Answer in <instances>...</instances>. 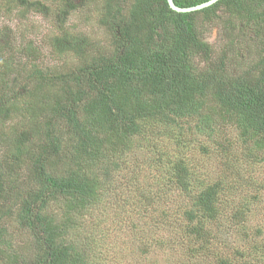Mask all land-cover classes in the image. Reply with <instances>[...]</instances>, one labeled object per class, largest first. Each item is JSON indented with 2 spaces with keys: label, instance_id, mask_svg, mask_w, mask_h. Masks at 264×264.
Returning <instances> with one entry per match:
<instances>
[{
  "label": "trees",
  "instance_id": "16d2710c",
  "mask_svg": "<svg viewBox=\"0 0 264 264\" xmlns=\"http://www.w3.org/2000/svg\"><path fill=\"white\" fill-rule=\"evenodd\" d=\"M93 1L100 8L95 20L108 33L104 44L68 24L78 7ZM174 1L187 7L208 0ZM50 2L56 3L60 32H51L46 45L59 53L71 51L78 65L49 73L39 64L42 52L35 54L34 42L16 47L7 41L10 34L0 33V125L18 117V110L23 118L8 132L0 131V150L5 148L0 212L6 216L16 206L18 223L31 230L34 246L31 252L23 244L16 249L8 228L1 226L0 264H100L105 259L98 254L109 253L105 246L117 250L113 242H102V231L113 223L126 224L124 229L133 233L131 248L142 242L137 249L146 255L156 235L136 220L150 216L152 225L160 226L172 218L170 210L183 208L184 196L191 200L183 215L194 246L172 254L169 237L156 245L167 249L169 264H196L211 234L207 225L220 223L234 197L243 194L240 168L253 171L264 161V43L253 63L234 62L228 50L215 49L203 28L224 8L230 24L243 20L238 32L256 38L263 31L264 0H219L192 12H177L167 0H0V7L16 8L25 19L29 12L52 10ZM226 45H236L235 40L229 38ZM12 71L25 92L10 86ZM220 129L237 130L242 145L230 146L228 134L217 145L209 143ZM198 131L207 133L205 140ZM218 157L221 161L214 163ZM210 158L216 171L237 180L205 188L199 180L194 193L190 178L208 169ZM7 188L20 198L6 201ZM174 195L179 199L170 201ZM52 200L54 210L48 209ZM242 205L248 206L227 210L234 222L228 230L245 224L249 206ZM261 234V227L252 235L246 231L245 248L231 243L214 255L217 264H260L264 243L256 237Z\"/></svg>",
  "mask_w": 264,
  "mask_h": 264
},
{
  "label": "rangeland",
  "instance_id": "374dc122",
  "mask_svg": "<svg viewBox=\"0 0 264 264\" xmlns=\"http://www.w3.org/2000/svg\"><path fill=\"white\" fill-rule=\"evenodd\" d=\"M59 4L60 6H62L64 3L61 2ZM50 7L52 8V10H44L45 13L43 14L39 12H29L25 19H21L16 13V8L7 10L4 6H1L0 33L3 30L7 34H10V37L7 38V41L10 40L13 45H16V47L17 45H27L28 42H34V46L36 47H33L35 48V54L37 53V51L42 52V58L39 61V64H42L47 67V71L49 70V73L55 72V67H60V71H68L71 67L78 65L80 60L79 57L75 56V54H73L71 51L67 53H59L54 50L52 45H46V41L49 38L48 36L51 32H60L58 30L59 28L56 26V3L50 2ZM77 10V12H74L71 14V16H69V26L74 28L75 31L80 32L81 35L89 33L90 35H88L91 37L92 41L100 39V41H102L101 44H104V42H108L109 39L106 29L100 26L95 20V15H97L98 11L100 10L99 5H97V1H93L92 4L88 3L84 7H78ZM223 11L224 8H221V10L217 12V16H213L211 22H209L208 25L203 28V32L206 34V38L211 43L215 44V49L219 50L220 48H225L226 50H228L229 55L230 57H233L232 59L234 60V62L249 61L248 63H253L256 58L259 57L260 54H262L260 52V48H262L261 46H263L264 43V41H262L264 39V24L261 35L256 38H251L249 33L245 35L243 34V32L237 31V29L242 28L243 20L239 19L236 23L234 22V20H232V24H230L226 13ZM231 37L235 40L236 45H226L227 41ZM260 37L262 38V40L258 41ZM255 39L256 41L254 43ZM247 41L252 42L253 45H247ZM97 46L102 47L104 49H108L110 45ZM57 57H59V59H57ZM18 70L20 69L18 68ZM15 71H12L13 74L11 73L7 77L8 82L9 84L11 83L10 86L13 85L18 91L25 92L24 88L20 86L22 83L19 82V78L17 75L18 73ZM2 78H4L3 75ZM1 87L2 84L0 82V88ZM18 113V117L5 121L3 126L0 125V131H4L6 133L11 130V126H13L16 122L21 121L23 119L20 115L21 110H18ZM222 131L223 130L220 129L216 135L214 134L211 136L210 140L207 139L209 140V143L213 141L214 144L217 145L216 142H220L221 140H223V137H226L225 134H228L227 138L228 140H230V146L239 147L240 145H242L241 142L243 143V137L237 130H229L228 133H223ZM206 134L207 133L204 131H198L197 137L205 140ZM168 142L169 137L163 138V142L161 141L164 147L168 146ZM253 147L255 148V145H253ZM248 148L254 151V149L250 145ZM4 150L5 148L2 147V150H0V157H2L1 155ZM256 156L261 157L262 155L257 152ZM206 161L208 162V169L198 171L197 173H194L195 175L193 177L190 178V183H192L193 185L192 190L194 191V193L199 190V180L202 181V188L212 185L214 182H221L222 184L224 183L227 185L228 183L237 180L236 177L230 175L227 172L224 173L220 169L216 171L217 166L215 164H212L213 160L211 158L210 160ZM220 161L221 158L218 157V159L214 160V163H218ZM24 163L25 167L29 165L27 157H25ZM240 169L244 174L242 175L243 178H241L240 180L243 186V194L234 197L236 198V201L232 202L230 206L227 207V210L231 207L230 211L233 212L236 210L237 205L247 203L249 207L242 205V207L240 208L244 209V207H248L245 208V224L240 229H237L236 226V231L228 230V228L233 225L234 222L230 215L232 212H227V210L225 211L220 223L208 224L207 228L211 231V234L208 235L209 238L207 241L203 240L205 242V252H202V254L198 255V261L196 262V264H217V259L216 257H214V255L216 253L228 250L227 247L231 246V243L232 245L235 244V248L237 249L245 248L247 242L243 239V236L246 231L248 232V234L252 235L253 232L256 233L257 229L261 227L262 234L256 237V239L261 244L264 243V161L260 162L258 167L253 171L248 170L246 166H243ZM26 171L27 175H31L30 168ZM21 177L24 179L25 175H22ZM249 182L253 184H250ZM257 185L261 187V189L255 187ZM255 190L259 192L257 200V196L255 195L258 194ZM129 192L130 191L127 190L124 195ZM5 194L6 201H17V198H20L16 196V190L10 188H7L5 190ZM182 198L184 205L183 208L175 210L169 209L170 213H172V218H170L168 222L163 223L160 226L152 225V220L150 216L145 217V220L144 218L136 220V222H139L140 228H142L143 223H147L149 225L148 230L150 229V231L156 235L154 236L153 240H151L152 243L148 242V244L151 245L150 249L152 251L149 253L148 250V254L146 255L140 254V249H137L138 246L142 245V242L136 247L135 250L131 248L132 244L129 242L130 232L128 233L126 229H124L128 228L126 224L118 223V225H115V223H113V226L110 225V229L105 232L102 231V234L104 235L102 242L105 241L104 239H106V241L113 242L112 245H114L117 250H112L108 246H105V244L103 243L102 245L108 249L109 253H103V255L102 253L98 254L100 258L102 256L105 259H101L102 263L100 264H169L168 261L164 259L163 254L164 251H167V249L158 248V246L156 245L158 239L162 237H167V239L169 237L170 242L174 244L175 247L172 251V254H178L181 252V250H186V247L194 246V236L186 234V232L189 230H186L188 226V221L184 218L183 215L184 210L187 209L189 201L191 200L189 197L185 196ZM178 199L179 198L174 195L173 197H171L170 201H176ZM54 201L55 200L51 201L50 205L48 206V209L54 210L56 208L53 203ZM8 209L9 210L6 213V216L2 215L0 212V227L5 226L8 228L9 237L7 235V238L11 239L10 242L13 247H16V249H20L23 244L26 246V248H28L26 249L28 250V252L33 251L34 246L31 230L29 228L21 227L18 223L19 210L16 208V206ZM98 210L99 209H96L97 212ZM154 214H156V212ZM157 214L160 215V213ZM125 216L128 217L130 215L127 214ZM202 220L206 221L204 218ZM145 227L147 228V226ZM114 233H116L115 239H113L112 237V235L114 236ZM121 237L126 239V241L128 242L120 240ZM130 237H133V233H130ZM222 237L228 238L229 242L225 243V241H222ZM102 251H104V249H102ZM258 259L261 260V258ZM181 263L189 264V262L185 263L183 260H181ZM252 263L255 264V262ZM260 264H264V258H262Z\"/></svg>",
  "mask_w": 264,
  "mask_h": 264
},
{
  "label": "water",
  "instance_id": "95a60500",
  "mask_svg": "<svg viewBox=\"0 0 264 264\" xmlns=\"http://www.w3.org/2000/svg\"><path fill=\"white\" fill-rule=\"evenodd\" d=\"M167 1L169 3L170 7L177 12H192V11L201 10L203 8H206L210 5L218 2L219 0H208V1H205L202 3H199L197 5L187 6V7L178 6L174 0H167Z\"/></svg>",
  "mask_w": 264,
  "mask_h": 264
}]
</instances>
